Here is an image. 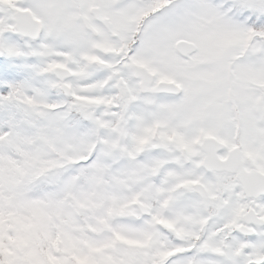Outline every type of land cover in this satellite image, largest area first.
<instances>
[{
	"label": "snow or ice",
	"instance_id": "6c2138e0",
	"mask_svg": "<svg viewBox=\"0 0 264 264\" xmlns=\"http://www.w3.org/2000/svg\"><path fill=\"white\" fill-rule=\"evenodd\" d=\"M0 264H264V0H0Z\"/></svg>",
	"mask_w": 264,
	"mask_h": 264
}]
</instances>
